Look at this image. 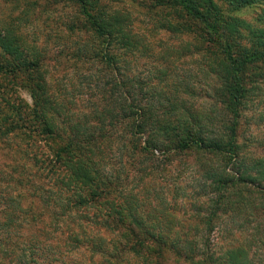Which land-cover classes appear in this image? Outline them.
<instances>
[{
  "label": "trees",
  "instance_id": "16d2710c",
  "mask_svg": "<svg viewBox=\"0 0 264 264\" xmlns=\"http://www.w3.org/2000/svg\"><path fill=\"white\" fill-rule=\"evenodd\" d=\"M19 1L18 17L0 14V264H218L209 236L175 228L183 205L152 192L166 167L194 154L229 170L209 175L214 191L249 185L264 196V167L247 166L238 144L264 86V0H42L73 9L57 21L41 0ZM250 8L254 21L240 15ZM43 14L48 34L36 26ZM161 31L188 41L164 48ZM52 43L53 57L104 64L112 86L95 87L98 100L110 94L115 106L87 92L89 112L76 115L52 87ZM141 53L157 60L143 79L131 69ZM180 58L192 62L186 76L171 73ZM210 73L219 93L206 117L169 101L167 89L192 96ZM154 76L165 99L141 105L134 96L147 98ZM213 115L219 128L232 117L229 133L205 128Z\"/></svg>",
  "mask_w": 264,
  "mask_h": 264
},
{
  "label": "rangeland",
  "instance_id": "374dc122",
  "mask_svg": "<svg viewBox=\"0 0 264 264\" xmlns=\"http://www.w3.org/2000/svg\"><path fill=\"white\" fill-rule=\"evenodd\" d=\"M19 2V0H0V14L5 17L12 12L11 10L14 11L16 3ZM41 4L46 5L42 0ZM46 7L51 9L53 20L56 21L57 19L69 17L73 10L67 5L60 4H48ZM125 7L129 8L130 6L126 5ZM131 11L135 13L136 17L140 18L139 21H142L143 24L148 21L144 17L146 12L143 10H141L143 16L139 14L135 6L131 7ZM14 12V17H18L20 11ZM258 12L257 8H250L240 12V15L249 21H254ZM40 17L45 18L42 19L43 22L38 21L36 26L39 28L41 26V28L45 29L44 32L48 34L50 29L48 24L45 23L47 21L46 15L43 14ZM142 23L139 25H143ZM161 32V36H163V42L161 43L164 48L170 44L181 49L188 41L185 36L178 35L176 37L172 33ZM151 34L153 33L150 32ZM159 38L156 37L153 43H158ZM157 43H155V47L160 46ZM51 46L55 48L48 61L53 77V89L63 99H68L74 103H71V105L76 115L80 116L88 113L90 104L87 102L88 95L86 93L95 94L98 97L93 98L98 100L100 91L98 92L95 87H104V90L111 89L110 72L106 70L104 64L96 61L84 63L74 60L68 61L65 58L60 59L56 56L53 57L57 53L58 47L54 43ZM164 48L162 47V50ZM148 55L141 53L134 57V60H131L133 77L140 79L147 77L149 70L153 67L151 61L156 59L150 58ZM175 66L171 65L174 71H171L173 75L185 74L186 76L187 72L193 69L192 62L188 58H180L175 62ZM108 78L110 85H104L108 82ZM203 79V76L199 77V81L203 85L198 86L197 93L192 96L184 92L174 95L170 91L172 89H167L169 101L184 99L189 105H192V111L201 112L206 117L211 112L210 108L213 107L219 92L216 91L218 84L215 75L210 73L207 81ZM157 82L158 80L154 76L152 83L154 89L147 95V98L142 94L134 96L141 105L149 104L152 101H156L155 104L159 100L164 101L165 96H159L157 89H155ZM136 91H138V88H136ZM144 93L146 92L144 91ZM27 98L29 99L28 96ZM114 99L108 94L105 101L98 100V103H101L100 105L115 106ZM253 103L255 106L252 105L253 108L248 109L249 111L247 110L244 117L240 119L238 144L241 146L243 155H246L245 164L249 167H255L253 165L260 163L257 166L260 169V167H264V86L254 98ZM221 115L223 117V113ZM212 120L214 123H212ZM232 121L231 116H225L222 120L225 124L223 128L218 127L221 125L219 115L217 118H215V115L207 117L203 122L205 128L209 127L210 130L214 129L217 134H220L223 130L228 132ZM206 163L208 164L207 167L204 165ZM218 164H220L219 166L224 165L223 160L220 162V159L217 161V159H210V157L201 158V156L194 154L183 160H178L172 167H166V180L161 177L157 178L158 180L155 184L157 190L154 193L152 192V194L165 195L164 192L168 190L169 193L166 198L169 199V203H172L173 207H176V205L180 206V204L183 205L182 208H178L176 213V224L178 227L175 228L179 229V224L181 223V230H190L191 234L196 235V239L197 235H201L199 237L201 242L202 235L209 236L211 242L209 253L211 252L210 254L213 255L212 259L216 260L218 264L231 262L236 264H264V196H260L257 192L251 190L252 186L249 185L246 187L237 186L219 192L214 191L215 189L210 188L212 178L209 175L212 174V171L217 170V172L221 173L225 171L224 168L227 169V167H218ZM200 165H204V167H200ZM236 170L237 168L234 171ZM250 173L252 175L255 174V172ZM260 182L264 185V180ZM145 194L143 193V195ZM220 196L221 199L219 198ZM212 259L209 262L213 261Z\"/></svg>",
  "mask_w": 264,
  "mask_h": 264
}]
</instances>
